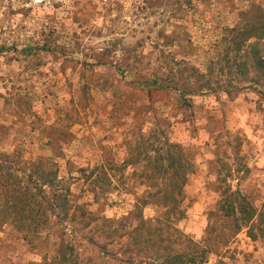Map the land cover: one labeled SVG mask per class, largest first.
<instances>
[{"label": "rangeland", "instance_id": "1", "mask_svg": "<svg viewBox=\"0 0 264 264\" xmlns=\"http://www.w3.org/2000/svg\"><path fill=\"white\" fill-rule=\"evenodd\" d=\"M29 1L0 0V152H21L26 164L19 167L26 173L34 172L39 158L53 157L61 185L70 186L72 203L100 217L120 218L133 209L144 188L136 184L133 167L107 171L108 176L99 167L121 166L128 141L136 145L140 133L147 136L156 127L154 117L165 118L166 135L194 165L178 222L185 235L196 242L206 236L210 212L220 198L213 161L246 165L232 183L260 207L264 101L257 93L194 96L185 112L176 91L135 84L173 59L206 72L219 55L222 28L234 26L238 13L252 3L264 7V0H72L36 9L27 8ZM171 36L190 50L173 55ZM229 140L233 147L226 155L218 146ZM18 175L15 189L25 181ZM41 190L52 193L46 185ZM94 191L101 201L94 200ZM9 204L13 217L15 211L17 219L28 217L30 206L22 199L16 203L13 196ZM33 209L36 213L38 206ZM144 215L155 217L156 208L146 207ZM20 221L0 222V264H42L45 255L55 257L59 233L39 226V235L25 237ZM247 231L209 253L205 264H264L263 241L251 239ZM79 248L82 263L104 264L85 241Z\"/></svg>", "mask_w": 264, "mask_h": 264}, {"label": "trees", "instance_id": "2", "mask_svg": "<svg viewBox=\"0 0 264 264\" xmlns=\"http://www.w3.org/2000/svg\"><path fill=\"white\" fill-rule=\"evenodd\" d=\"M170 40L173 55L183 48L190 50L176 36H171ZM216 46L219 55L209 61L206 72L185 59H173L168 61L167 67L140 79L135 86L176 91L180 108L185 112L191 109L194 96L218 91L232 96L250 89L264 101V7L252 3L241 10L234 26L222 28ZM150 112L146 109L145 115L149 116ZM154 120L156 127L147 136L140 133L136 145L128 141V157L121 166L99 167L105 176H108L107 171L135 168L132 175L136 184L144 189L136 195L133 209L127 214L115 219L100 217L81 204L72 203L70 186L67 183L61 185L59 166L53 157L39 158L34 172L26 173L19 167L21 163L26 164L21 152L14 150L12 153L0 152V209L4 206L0 211V222L13 224V221L21 220L19 231L25 237L39 235V226H44L48 233H59L56 256L45 255L42 264H84L79 248L83 241L104 258V264H205L209 253L227 247L244 229L248 230L251 239L264 243V201L260 207L255 206L232 183L244 172L243 168H248L246 165L240 167L213 161L217 174L215 187L220 198L210 212L202 242L192 240L178 228V222L184 216L180 210L183 189L194 165L183 147L172 143L166 135L163 129L166 119L154 117ZM221 147L226 149L227 155L233 142L220 143L218 148ZM234 155L240 156L238 151ZM19 173L25 181L15 189ZM45 185L52 190L51 194L46 195L41 190ZM93 193L95 201L103 199L96 191ZM13 196L16 203L22 199L30 206L25 220L17 219V211L13 217L11 208L14 206L9 204ZM32 206H38L36 213ZM146 207L156 208L157 215L146 218Z\"/></svg>", "mask_w": 264, "mask_h": 264}, {"label": "built area", "instance_id": "3", "mask_svg": "<svg viewBox=\"0 0 264 264\" xmlns=\"http://www.w3.org/2000/svg\"><path fill=\"white\" fill-rule=\"evenodd\" d=\"M72 0H30L29 2H27L26 6L27 8H44V7H48L51 5H57V4H68L70 3Z\"/></svg>", "mask_w": 264, "mask_h": 264}]
</instances>
